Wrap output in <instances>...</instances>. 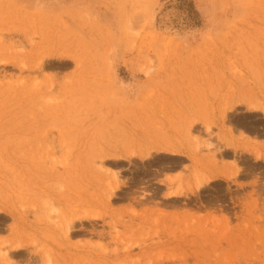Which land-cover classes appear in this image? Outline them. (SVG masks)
<instances>
[{
	"label": "rangeland",
	"instance_id": "obj_1",
	"mask_svg": "<svg viewBox=\"0 0 264 264\" xmlns=\"http://www.w3.org/2000/svg\"><path fill=\"white\" fill-rule=\"evenodd\" d=\"M237 130L264 137V0H0V264H264V165L211 184Z\"/></svg>",
	"mask_w": 264,
	"mask_h": 264
},
{
	"label": "crops",
	"instance_id": "obj_2",
	"mask_svg": "<svg viewBox=\"0 0 264 264\" xmlns=\"http://www.w3.org/2000/svg\"><path fill=\"white\" fill-rule=\"evenodd\" d=\"M231 136L232 140L235 141L241 150H227L226 152L231 155V158L226 159L238 163L241 167V171L237 173L235 178H229L230 172H235L237 170L234 163H232L226 165V168L222 165L212 168V173L210 172V175L214 177L211 179V184L222 182L226 186L231 185L232 188L237 190L244 186H249L254 181L255 176L260 174V164L264 165V137L246 133L241 130L235 131ZM250 163L252 165H250ZM255 166H257V168H255ZM236 182L239 185L235 184Z\"/></svg>",
	"mask_w": 264,
	"mask_h": 264
},
{
	"label": "bare ground",
	"instance_id": "obj_3",
	"mask_svg": "<svg viewBox=\"0 0 264 264\" xmlns=\"http://www.w3.org/2000/svg\"><path fill=\"white\" fill-rule=\"evenodd\" d=\"M255 106H256L255 109H256V111H257V107H259V106H257V105H255ZM258 110H259V109H258ZM208 143H209V142H208ZM159 146H160V145H159ZM172 146H173V144H172ZM156 147H157V146H156ZM156 147H155V149H156ZM161 148H162V149L164 148L165 150H166V149H170L171 151H174V152H180V151H181V149H177V148H174V147H171V146H168V145H167V146H162ZM179 148H180V147H179ZM116 151H117V150H116ZM161 151H162V150H161ZM219 151H220V150H219ZM166 152H167V150H166ZM174 152H173V153H174ZM120 153H121V152H120ZM174 154H175V153H174ZM240 158H241V157H240ZM195 172H196V171H195ZM193 173H194V172H193ZM196 173H197V172H196ZM211 173H212V172H211ZM211 173H210V174H211ZM197 174H198V173H197ZM200 175H203V174L201 173V174H199V176H200ZM215 175H216V174H215ZM219 175H220V174H219ZM194 176H196V174H195ZM194 176H193V177H194ZM197 176H198V175H197ZM199 176H198V177H199ZM204 176L206 177V175H204ZM213 176H214V175H213ZM169 177H170V176H169ZM172 177H173V176H172ZM198 177H197V178H198ZM205 177H204V178H205ZM210 177H211V176H210ZM210 177H209V178H210ZM216 177H217V176H216ZM216 177H215V178H216ZM219 177H220V176H219ZM209 178H208V179H209ZM212 178H214V177H212ZM178 179H180V178H178ZM169 181H170V180H169ZM200 181H201V180H200ZM209 181H210V180H209ZM205 183L207 184V182H205ZM200 184L202 185V182H201ZM200 184L198 185L199 188H201V187H200V186H201ZM215 184H216V182H215ZM30 185H31V184H30ZM196 189H197V188H196ZM155 190H156V189H155ZM156 191H157V190H156ZM149 192H150V191H149ZM143 193H144V192H143ZM170 193H171V192H170ZM182 193H184V191H183ZM145 194H146V191H145ZM154 194H155V193H154ZM111 195H114V192H113ZM142 195H143V194H142ZM172 195H174V197H175L176 195H180V191L174 192ZM53 196H55V197H56V196H58V197H59V196L62 197L63 195H62V194H53ZM167 197H168V196H167ZM176 197H177V196H176ZM53 199H54V198H53ZM55 199H56V198H55ZM166 199H167V198H166ZM170 199H171V198H170ZM63 200H64V199H63ZM55 201L58 202L59 200H55ZM55 201H54V202H55ZM60 202H61V200L59 201V203H60ZM58 205H59V204H58ZM51 206H52V205H51ZM59 206H61V205H59ZM56 209H57V208H56ZM1 210H2V209H1ZM87 210H88V209H85V210H83V211H80L81 213H84V215H81L79 212H73V213L71 212L70 214L67 213L65 216H64L65 211L62 212V211L60 210V211L63 213V216H64V218H63V222H62V223H61V222L58 223V227H59L58 229H59V231L61 232L60 234L63 233L64 235H65V234L68 235L69 233H71L72 231H74V229H73V228H74V227H73V224H74V223H77V221L80 222V223H85V222L87 223V222H89V223H93V224H95V220H96V217H97V216H96V215H89V214L87 215V214H85ZM5 211H6V210H5ZM103 217H104V216H103ZM61 218H62V217H61ZM201 218H202V217H201ZM50 219H51V218H50ZM195 221H196V220H195ZM174 223H175V222H174ZM82 225H83V224H82ZM93 227H94V226H93ZM174 227H175V226H174ZM187 230H188V229H187ZM75 231H76V230H75ZM77 231H78V229H77ZM77 231H76V232H77ZM94 231H95V230H94ZM174 232H175V231H174ZM176 232H177V231H176ZM176 232H175V233H176ZM179 232H180V231H179ZM183 233H184V232H183ZM180 234H181V233H180ZM70 235H71V234H70ZM180 236H181V235H180ZM184 237H185V236H184ZM17 238H19V237H17ZM10 242H11V241H10ZM26 244H27V243H26ZM133 244H134V242L132 243V245H133ZM21 246H22V244H21ZM28 246H29V245H28ZM14 247H15V246H14ZM18 247H19V246H18ZM15 248H17V247H15ZM21 248H22V247H21ZM21 248H20V249H21ZM25 248H26V247H25ZM25 248H24V249H25ZM126 248H127V250L129 251V250L131 249V245H127ZM18 250H19V249H18ZM28 251H29V250H28ZM35 251H38V250H35ZM55 251H56V250H55ZM83 251H84V250H83ZM29 252H31V250H30ZM33 252H34V251H32V253H33ZM39 252H40V251H39ZM39 252H35V256H34V258H40V259L43 258V260L46 261L45 263H47V264H54V262H53V259H54V258L51 259V256H48V255L45 256V253H44V252H43L44 255H41ZM7 253H8V255L10 254L9 251L5 252V254H7ZM53 253H54V252H53ZM56 253H57V252H56ZM76 253H77V252H76ZM129 253H130V252H129ZM11 254H12V253H11ZM33 254H34V253H33ZM84 254H86V253H84ZM98 254H99V253H98ZM51 255H52V254H51ZM55 255H56V254H55ZM58 255H59V254H58ZM74 255H75V254H74ZM77 255H78V253H77ZM77 255H76V256H77ZM92 255H93V254H92ZM99 255H100V254H99ZM114 255H115V254H114ZM61 256L63 257V256H65V255L61 254ZM61 256H60V257H61ZM72 256H73V255H72ZM80 256H81V255H80ZM95 256H96V255H95ZM108 256H109V255H108ZM108 256H107V255H105V256H101V255H100V256L97 257V259L95 258L96 260H95V259H94V261L92 260V262H94V263L91 262V264H112V263H115V262H112V263H111V262L109 261V257H110L111 255H110L109 257H108ZM127 256H128V255H127ZM127 256H126V257H127ZM31 257H32V256H31ZM31 257H30V258H31ZM41 257H42V258H41ZM73 257H74V256H73ZM82 257H83V256H82ZM85 257L87 258V256H84V258H85ZM93 257H94V256H93ZM30 258H29V259H30ZM58 258H59V256H58ZM115 258H116V256H115ZM117 258H119V257H117ZM117 258H116V259H117ZM56 259H57V256H56ZM80 259H81V257H80ZM88 259H89V257H88ZM91 259H93V258H91ZM119 259H120V258H119ZM30 260H31V259H30ZM54 260H55V259H54ZM57 260H58V259H57ZM70 260H71V256H70ZM70 260H69V261H70ZM78 260H79V258H78ZM113 260H114V258H113ZM117 260H118V259H117ZM64 261H66V260H64ZM72 261H73V259H72ZM72 261H71V264H72ZM74 261H75V263H77L76 260H74ZM111 261H112V260H111ZM62 262H63V261H62ZM85 262H86V261H84V263H85ZM84 263H83V264H84ZM88 263H89V262H88ZM55 264H61V263H59V262H58V263L55 262ZM81 264H82V262H81ZM85 264H86V263H85ZM115 264H116V263H115Z\"/></svg>",
	"mask_w": 264,
	"mask_h": 264
}]
</instances>
